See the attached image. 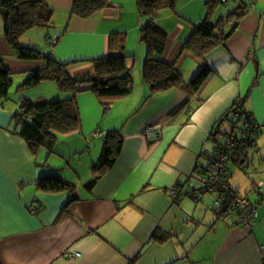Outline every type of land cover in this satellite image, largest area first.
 I'll list each match as a JSON object with an SVG mask.
<instances>
[{
    "label": "crops",
    "instance_id": "obj_1",
    "mask_svg": "<svg viewBox=\"0 0 264 264\" xmlns=\"http://www.w3.org/2000/svg\"><path fill=\"white\" fill-rule=\"evenodd\" d=\"M47 1L67 23L63 33L51 37L56 44L49 54L69 62L72 75L92 71V58L117 54L112 50L118 39L110 42L117 34L125 37V51L132 56L129 73L135 69L139 78L130 93L115 99L80 91L77 128L55 132L41 143L18 134L15 114L22 100L39 104L70 94L55 80H44L35 85L34 99L10 95L9 88L0 100V264H264V0H224L219 15L236 4L246 11L238 19L233 16L230 35L203 58L184 44L206 16V0H177L175 10L160 12L156 23L168 35L160 58L176 66L184 85L154 94L141 72L144 16L123 23L120 4L110 0L108 7L81 18L72 14L73 0ZM218 9L210 13L211 21ZM77 44L86 45L85 50L70 55ZM0 57L13 74L16 69L6 63L4 53ZM204 65L207 75L193 87ZM42 67L44 61L20 72L25 80ZM21 83L18 89H26ZM235 100H242L259 125L253 148L231 161L250 179L249 186L232 180L239 170L229 169L231 187L257 204L251 228L200 196L209 192L203 171L220 141L211 145L210 140L221 127L228 129L226 121L231 120L234 133ZM111 130L121 133V148L113 166L100 173L93 164ZM49 177L67 187L38 185ZM259 183L261 193L254 190ZM171 186L178 188L177 195L166 193ZM68 251L79 255L70 258Z\"/></svg>",
    "mask_w": 264,
    "mask_h": 264
},
{
    "label": "trees",
    "instance_id": "obj_2",
    "mask_svg": "<svg viewBox=\"0 0 264 264\" xmlns=\"http://www.w3.org/2000/svg\"><path fill=\"white\" fill-rule=\"evenodd\" d=\"M224 2V0H206V16L193 27L185 41V49L203 58L208 50L227 39L234 28L235 23L230 25L233 16L238 19L244 15L246 8L241 4H236L224 14H220L217 20L211 21L209 15L212 10L219 5L223 6ZM109 4L110 0H73L71 11L76 16L88 18L108 7ZM176 4L177 0H137L138 14L146 19L140 27L141 40L146 46V56L141 72L150 94L184 85L183 77L176 66L164 62L160 58L165 51L168 35L156 23L160 12L175 10ZM0 10L4 34L15 49L17 57L24 60L41 58L46 60L44 67L32 71L20 86L22 88L33 87L44 80H55L64 93L70 94L62 99L58 98L39 104L28 99L22 100L21 110L15 114L20 126L18 134L28 141H32L31 143H41L48 140L55 132H70L77 128L79 114L76 95L80 91L88 90L99 99L107 100L123 97L131 92L132 79L127 61L132 56L125 51L124 36L113 34L110 40L113 43L118 39L117 47L114 50L110 49L113 52H118L117 54L92 58L90 59L92 71L72 75L68 69L69 62L59 61L52 54H43L36 47L23 46L18 41V38L30 28L52 26L53 9L47 0H0ZM207 71L208 67L204 65L192 80L193 87L205 79ZM11 75L12 72L0 57V100L6 99L8 96L12 81ZM238 104L242 108V113L239 115L243 116L244 120H249L251 114L247 113L245 109L243 110L242 100H235L232 105L233 111ZM102 140L100 157L93 164L94 170H98L100 173L113 166L121 148L122 135L117 130H111L103 136ZM219 143L220 141L216 143L209 155L207 166L215 156ZM235 151L232 160H238L246 153L242 148H237ZM206 174L207 167L203 171L204 183ZM228 176L230 178V173ZM38 185L50 190H61L67 187L66 183L55 177L41 178ZM201 187L203 188V186ZM187 195L195 198V194L192 192H187Z\"/></svg>",
    "mask_w": 264,
    "mask_h": 264
},
{
    "label": "rangeland",
    "instance_id": "obj_3",
    "mask_svg": "<svg viewBox=\"0 0 264 264\" xmlns=\"http://www.w3.org/2000/svg\"><path fill=\"white\" fill-rule=\"evenodd\" d=\"M119 3L120 4V11L121 13H123V18L121 20H123V23L129 22L130 20H136L138 17V9H137V0H112V3ZM72 3V0H71ZM54 9V8H53ZM224 10L222 5H219V9L218 11L215 13V15L213 16V22L215 20H217L219 14V10ZM164 11V10H163ZM162 11V12H163ZM161 12V14H163ZM225 12V11H224ZM53 16H52V26L51 27H34V28H30L28 30H26L25 33H23L19 38L18 41L20 44H22L23 46H28V47H36V49H38L39 51H41L43 54H49V52L52 51V46L49 42V38L51 37H56V33H63L64 30L66 29V25L65 21H64V14L61 13L60 10L54 9L53 12ZM48 40V42H47ZM76 43H82V42H76ZM144 46V45H143ZM84 47L86 48V45H82V44H77V48L73 51H70V55L76 56V53H83V51L85 50ZM0 52L4 53V55L6 57H3L6 61V63L8 65H10L11 68L16 69V71L12 74L11 79V86H10V95L11 94H17L18 97H20V93H22V95H26L29 94L32 96V99H34L36 96V86L35 87H29L26 89H18V85L21 81L24 80L25 74L20 72V69H23V67H26L27 65H37L39 63H43L44 61V65L46 63V60L44 59H34V60H24V59H20L17 57L16 51L15 49L12 47V45L8 42L4 31H3V18H2V14H1V10H0ZM76 52V53H75ZM55 56V55H53ZM21 67V68H20ZM34 67V66H33ZM136 70L134 69V71H132L131 73V79H132V86L135 85L138 81V74L135 73ZM21 90V91H20ZM7 102H11L10 99H8ZM231 119V117H229ZM234 118V116H233ZM232 118V119H233ZM236 122V127L234 130V134L235 135H240V130L242 127V123L239 120H233ZM228 124V129L226 130V127H221V131L219 133H217L216 135L213 136V140H210L211 145L214 143V141H221L222 140V133L227 132L230 133L232 124L230 125L229 121H226ZM228 167L230 169V171L234 168H236L237 170H239V172H235L233 173V176L231 177L232 180H234L235 182H240L243 183L241 184L242 186L245 185L246 187V182L248 181V185L250 183V179L247 177V175H244L243 171L238 169L237 166H234L233 162H229L228 163ZM197 181V180H196ZM193 182V181H192ZM196 188L200 186L199 181L194 183ZM241 186V187H242ZM200 196H202V198H204L205 200L209 201L210 203H213V194L210 192H204L202 195L200 194ZM211 209V208H210ZM228 217V216H226Z\"/></svg>",
    "mask_w": 264,
    "mask_h": 264
},
{
    "label": "built area",
    "instance_id": "obj_4",
    "mask_svg": "<svg viewBox=\"0 0 264 264\" xmlns=\"http://www.w3.org/2000/svg\"><path fill=\"white\" fill-rule=\"evenodd\" d=\"M48 40L52 46L56 44V39L49 38ZM235 108L234 115L242 123L240 135H235L233 132L223 135L219 143L220 145L217 146L215 156H213L209 161V166H207L204 187L207 191L213 193V203L216 210L218 209L219 212L234 215L241 225L245 228H251L255 222L257 204L250 202L246 196L239 194L231 187L228 178V163L234 158L237 148L244 149V152L253 148L259 125L254 121L252 116L249 120H244L243 116L239 115L242 113V108H240L239 104ZM254 190L261 193L262 184L255 185ZM166 193L177 195L178 188L171 186L166 189ZM31 211L34 212L35 208L32 207ZM66 255L71 258L79 254L68 251Z\"/></svg>",
    "mask_w": 264,
    "mask_h": 264
}]
</instances>
